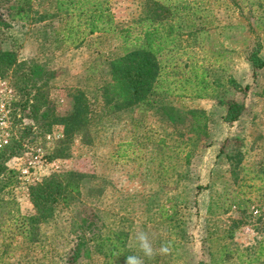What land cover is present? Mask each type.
Returning <instances> with one entry per match:
<instances>
[{"label":"rangeland","instance_id":"rangeland-1","mask_svg":"<svg viewBox=\"0 0 264 264\" xmlns=\"http://www.w3.org/2000/svg\"><path fill=\"white\" fill-rule=\"evenodd\" d=\"M188 3L189 8L174 18L173 42L158 57L161 86L174 89L170 95L154 97L149 107L107 115L98 99L88 138L71 143L67 159L45 158L61 137L62 127L55 126L45 136L38 130H23V139L30 142L6 164L18 174L0 195L11 202L5 211L33 214L31 185L51 174L82 175L77 201L69 209L59 208L42 226L45 241L34 253L39 264H67L74 240L70 211L77 212L79 219L97 215L102 236L126 235L125 251L115 264H126L130 255L143 257L135 239L141 231L155 250L166 243L172 248L170 255L144 257L145 264H264L257 256L264 237V68L254 77L249 62L257 43L264 59V0ZM108 6L112 30L85 36L79 45L63 37L75 13L58 16L55 0H33L29 21L0 28L1 49L55 73L48 92L61 114L71 108L69 89L80 88L94 101L97 89L108 80V63L141 37L139 21L152 9L145 0H108ZM35 14L46 18L34 21ZM195 75H203L211 85L202 92L212 93L211 97H197ZM14 77L22 86L17 75L1 80L12 90L4 101L8 112L3 113L10 138H17L22 129L14 122L13 103L18 99L10 82ZM230 78L246 90L233 88ZM231 101L244 105L235 123L224 121ZM161 105L170 109V120ZM189 111L203 113L205 137L188 132ZM29 125L24 111L23 127ZM102 262L101 256L92 255L91 260L76 264Z\"/></svg>","mask_w":264,"mask_h":264},{"label":"trees","instance_id":"trees-1","mask_svg":"<svg viewBox=\"0 0 264 264\" xmlns=\"http://www.w3.org/2000/svg\"><path fill=\"white\" fill-rule=\"evenodd\" d=\"M32 1L0 0V28H6L16 21H29ZM145 2L150 3L152 9L145 20L139 21L141 37L134 39L133 45L125 47L122 56L108 63V80L97 89L99 93L94 97V101L80 88L66 91V96L71 100V108L66 114H61L57 110L55 100L49 97V84L55 73L44 65L32 61H19L15 51L0 48V80L7 79L11 74L12 77L17 75V79L22 82L20 86L15 77L10 80L13 90L18 95V99L13 103L14 122L22 129H18L17 138H10L9 135L7 142L0 144V195L12 185L18 174L17 171L7 167V162L19 156L30 142L23 139V130L24 133H34V130H38L45 136L50 134L55 126L62 127L61 137L45 158L47 161L67 159L70 157L71 143L76 139L88 138L87 130L96 119L94 103L98 102V99V106L103 107L107 115L123 113L140 106L149 107L154 97L171 94L174 89L170 87L163 89L161 86L162 69L158 57L167 43L173 42V34L176 30L173 25L174 18L181 11L187 10L189 3L188 0H176L167 4L159 0H145ZM55 6L58 16L75 13L72 21L66 24L67 28L65 27L63 31L64 39L72 40L73 45L81 44L85 36L112 30L113 17L108 0H55ZM35 18L34 21H44L46 17L37 15ZM153 20L154 25H152ZM260 52L261 45L257 43L249 56L254 77L258 70L264 68V59ZM195 79L198 80L197 97H211L212 93L202 94L211 87L205 82L204 76L195 75ZM228 82L238 91H245L247 88L241 87L232 78ZM215 88L212 87V90ZM159 109L164 113V117L169 120L172 118L170 109H166L163 105ZM24 111L28 112L31 121V125L27 127H23ZM243 111L242 103L231 101L224 121L235 123ZM188 115L190 116L188 132L196 138L205 137L207 131L203 113L189 111ZM180 118L179 120L182 121V117ZM189 156L186 153L185 159ZM81 179L82 175L79 173H70L65 178L51 174L31 185L28 189V197L33 207V214L30 215H22L17 209L14 212L5 211L11 202L0 199V264H39L34 253L45 241L42 238V226L55 217L59 208L69 209L77 201L83 187L79 183ZM2 209L5 211L4 214L1 212ZM70 212H73L69 225L74 240L66 255L67 264H76L79 260H91L92 255L101 256L102 264H115L125 251L122 242L126 235L112 232L109 236H102L97 231V215L91 213L79 219L77 212ZM17 252L19 256L16 255ZM257 256L264 259V237L259 242Z\"/></svg>","mask_w":264,"mask_h":264},{"label":"clouds","instance_id":"clouds-1","mask_svg":"<svg viewBox=\"0 0 264 264\" xmlns=\"http://www.w3.org/2000/svg\"><path fill=\"white\" fill-rule=\"evenodd\" d=\"M135 239L139 243V248L143 253V257L138 255H130L126 257V264H145L144 257L149 260L154 259L157 254L159 255H170L172 248L170 244H162L159 250H155L148 238L147 233L138 232Z\"/></svg>","mask_w":264,"mask_h":264},{"label":"built area","instance_id":"built-area-1","mask_svg":"<svg viewBox=\"0 0 264 264\" xmlns=\"http://www.w3.org/2000/svg\"><path fill=\"white\" fill-rule=\"evenodd\" d=\"M10 94H12L11 88L7 85L5 81L0 80V108H1V114L0 115V144H4L7 142V139L9 137V132L7 131V126L5 124V119L3 116V113L8 112V108L6 107L7 103L6 99L9 98Z\"/></svg>","mask_w":264,"mask_h":264}]
</instances>
